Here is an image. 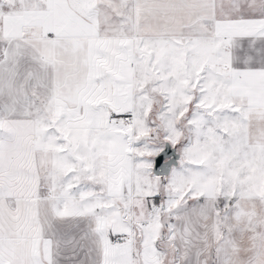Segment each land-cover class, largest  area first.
<instances>
[{
    "label": "snow or ice",
    "instance_id": "snow-or-ice-1",
    "mask_svg": "<svg viewBox=\"0 0 264 264\" xmlns=\"http://www.w3.org/2000/svg\"><path fill=\"white\" fill-rule=\"evenodd\" d=\"M0 264H264V0H0Z\"/></svg>",
    "mask_w": 264,
    "mask_h": 264
}]
</instances>
